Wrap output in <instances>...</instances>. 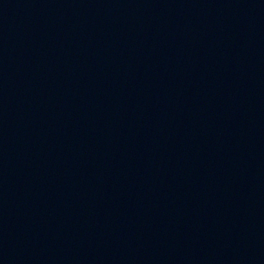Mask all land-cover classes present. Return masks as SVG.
<instances>
[{"label": "water", "instance_id": "95a60500", "mask_svg": "<svg viewBox=\"0 0 264 264\" xmlns=\"http://www.w3.org/2000/svg\"><path fill=\"white\" fill-rule=\"evenodd\" d=\"M0 264H264V0H0Z\"/></svg>", "mask_w": 264, "mask_h": 264}]
</instances>
